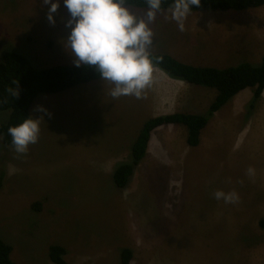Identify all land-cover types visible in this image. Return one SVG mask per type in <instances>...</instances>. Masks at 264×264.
<instances>
[{
	"label": "rangeland",
	"instance_id": "obj_1",
	"mask_svg": "<svg viewBox=\"0 0 264 264\" xmlns=\"http://www.w3.org/2000/svg\"><path fill=\"white\" fill-rule=\"evenodd\" d=\"M59 5L51 24L43 0H0V57L13 50L40 68L74 64L64 45L69 13L63 0ZM127 7L138 17L148 10ZM175 11L159 9L149 24L150 53L219 68L258 63L264 55V5L189 12L183 31ZM113 87L100 78L39 93L29 111L40 121V136L26 154L0 136V239L11 246L10 259L55 264L48 249L60 245L71 264H120L124 248L132 251L129 264H264L257 224L264 217V92L253 109L252 94L239 106L230 99L210 117L197 146L187 145L184 125L155 128L147 155L120 188L113 169L131 161L143 122L176 111L205 113L216 90L172 80L157 68L142 98H113ZM8 111L0 110V122ZM217 189L237 191L239 203L216 200Z\"/></svg>",
	"mask_w": 264,
	"mask_h": 264
},
{
	"label": "trees",
	"instance_id": "obj_2",
	"mask_svg": "<svg viewBox=\"0 0 264 264\" xmlns=\"http://www.w3.org/2000/svg\"><path fill=\"white\" fill-rule=\"evenodd\" d=\"M176 4L177 0H161L160 9H176ZM125 5L148 8L146 0H125ZM261 5H264V0H200L199 6H191L189 12L244 10ZM150 58L154 68L169 78L214 88L216 93L205 113L176 111L146 119L131 145V161L120 163L113 169V182L120 188L126 186L134 167L144 157L150 134L156 127L166 124L184 125L187 145L197 146L201 130L210 117L234 95L247 87L252 88L248 106L253 109L264 90V55L258 63L243 61L223 68L187 63L166 52L150 53ZM100 78L98 71L83 64L79 67L75 64H55L40 68L17 51H4L0 57V110L9 111L7 120L0 122L2 142L12 147L8 128L25 118H31L30 105L39 93H57ZM14 82L18 84V97L7 92L9 87H15ZM257 224L264 230V217L259 218ZM10 252L11 246L0 239V264H17L10 259ZM65 253L64 247L60 245L49 246L48 256L55 264H71L65 260ZM131 256L132 251L124 248L120 264H129Z\"/></svg>",
	"mask_w": 264,
	"mask_h": 264
},
{
	"label": "clouds",
	"instance_id": "obj_3",
	"mask_svg": "<svg viewBox=\"0 0 264 264\" xmlns=\"http://www.w3.org/2000/svg\"><path fill=\"white\" fill-rule=\"evenodd\" d=\"M49 5L47 19L54 24L59 0H43ZM69 16L65 26L70 32L64 45L74 56V64L92 67L99 72L104 81L114 87L110 91L113 98L134 96L142 98L143 93L153 82L154 63L149 48L154 33L149 24L155 20L161 0H146L148 10L144 17H138L126 5L125 0H63ZM200 0H177L173 19L183 31V18L199 6ZM9 87L7 92L18 97L19 88ZM37 110H43L39 106ZM49 115H51L49 113ZM31 117V116H30ZM11 144L18 154H26L29 145L36 144L40 136L38 118H25L22 122L8 128ZM249 177L255 175L251 166L246 170ZM243 184V181H239ZM216 200L225 204H237L239 193L235 190L225 192L217 189L212 193Z\"/></svg>",
	"mask_w": 264,
	"mask_h": 264
},
{
	"label": "crops",
	"instance_id": "obj_4",
	"mask_svg": "<svg viewBox=\"0 0 264 264\" xmlns=\"http://www.w3.org/2000/svg\"><path fill=\"white\" fill-rule=\"evenodd\" d=\"M195 65H197V64H195ZM154 69H156V68H154ZM162 72V71H161ZM171 79V78H170ZM172 80H176V79H172ZM177 81H180V80H177ZM184 82V81H183ZM186 83V82H185ZM188 84V83H187ZM247 89V88H246ZM263 92H264V90H263ZM263 92H262V95H261V97L263 98ZM241 93H243V94H241ZM250 94H252V92H246L245 93V89L244 90H241V91H239L236 95H234L233 96V98L232 99H234L235 100V106H239L240 105V103H241V101H243V100H246L248 97H250ZM177 97L178 98V96H179V92H176V94H173V92L171 93V97ZM237 99V100H236ZM220 110V109H219ZM219 110H217L216 112H215V114L216 113H218L219 112ZM166 125H171V126H178L179 124H166ZM161 126H163V125H161ZM160 127V126H159ZM179 127V126H178ZM157 128V127H156ZM201 135V134H200ZM150 140V139H149ZM148 143H149V141H148ZM147 153H148V145H147V149H146V153H145V155H147ZM145 155H144V157H145ZM143 157V158H144Z\"/></svg>",
	"mask_w": 264,
	"mask_h": 264
}]
</instances>
